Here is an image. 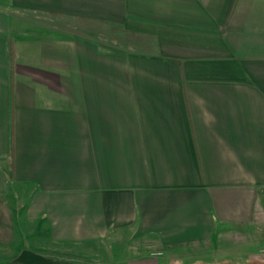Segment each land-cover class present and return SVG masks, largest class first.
Masks as SVG:
<instances>
[{"label": "crops", "instance_id": "1", "mask_svg": "<svg viewBox=\"0 0 264 264\" xmlns=\"http://www.w3.org/2000/svg\"><path fill=\"white\" fill-rule=\"evenodd\" d=\"M0 264H264V0H0Z\"/></svg>", "mask_w": 264, "mask_h": 264}, {"label": "trees", "instance_id": "2", "mask_svg": "<svg viewBox=\"0 0 264 264\" xmlns=\"http://www.w3.org/2000/svg\"><path fill=\"white\" fill-rule=\"evenodd\" d=\"M9 56H10V62L13 60V53L10 52V49H9Z\"/></svg>", "mask_w": 264, "mask_h": 264}]
</instances>
